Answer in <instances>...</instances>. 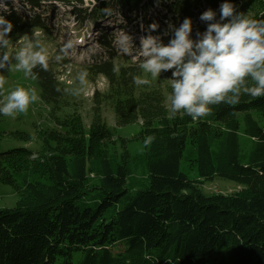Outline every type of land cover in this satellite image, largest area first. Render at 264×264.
<instances>
[{"label":"trees","instance_id":"1","mask_svg":"<svg viewBox=\"0 0 264 264\" xmlns=\"http://www.w3.org/2000/svg\"><path fill=\"white\" fill-rule=\"evenodd\" d=\"M0 2V15L13 25L7 41L28 28L51 36L48 4L65 8L77 31L84 20L99 23L118 14V23L82 25L83 34L98 33L97 52L87 63L77 61L90 77L107 81V94L94 93L93 110L107 98L117 126L139 120L134 139L156 137L144 147L142 174L135 176L137 156L127 149L113 156L106 150L115 128L96 117L86 129L77 110L64 112L69 99L53 62L48 60V70L37 64L31 75L53 125L36 130L35 147L0 149V183L12 185L19 196L15 207L0 208V264H264V97L242 95L235 106L210 105L214 114L199 120L183 113L173 118L160 88L139 91L134 83L144 60L140 52L130 60L105 27L158 36L167 44L188 17L196 40L209 23L224 22L222 3H232L234 14L264 20V0H94L90 16L84 0ZM208 9L214 20H201ZM153 22L155 30L149 27ZM133 42L132 53L140 48ZM6 48L0 41V53ZM9 133L31 139L23 131ZM242 135L249 139L247 151ZM187 142L195 151L196 179L180 166ZM216 178L241 187L205 192L201 185Z\"/></svg>","mask_w":264,"mask_h":264},{"label":"clouds","instance_id":"2","mask_svg":"<svg viewBox=\"0 0 264 264\" xmlns=\"http://www.w3.org/2000/svg\"><path fill=\"white\" fill-rule=\"evenodd\" d=\"M4 11L9 10L4 8ZM234 13L232 3H222L220 20L227 22L209 23L202 37L197 33L199 38L196 40L191 38L192 22L188 17L175 29L174 37L167 44L161 42L158 36L141 38L140 55L144 60L140 67L144 74L134 77V83L137 86L150 85L161 70H172L168 100L169 113L173 118L177 113H183L199 120L214 114L210 105L218 106L223 102L235 106L241 102L242 95L264 97V20ZM214 18L215 13L211 9L200 16L203 21H213ZM12 27V23L0 15V41L5 45L8 41L4 37ZM149 27L155 30L158 24L153 22ZM119 43L124 54L131 55L133 49L127 34L120 35ZM8 59L5 54L4 61ZM16 60V69L23 70L25 75L31 74L37 64L48 70V56L43 49H22L17 53ZM114 71L118 68L114 67ZM87 75L86 71L81 73L82 83ZM4 84L5 78L0 76V88ZM37 99L34 90L29 92L18 87L0 106V113L14 118L17 113L27 112L29 105ZM155 139L154 135H148L143 141L144 147H150Z\"/></svg>","mask_w":264,"mask_h":264},{"label":"rangeland","instance_id":"3","mask_svg":"<svg viewBox=\"0 0 264 264\" xmlns=\"http://www.w3.org/2000/svg\"><path fill=\"white\" fill-rule=\"evenodd\" d=\"M48 5L45 16L47 17V22L51 23L50 26L53 29L51 36L46 34L44 31L28 28L13 34L8 40L6 50L0 53V63L3 64V66L0 67V76L5 78V84L3 88H0V106H3L7 100V96L18 87H22L29 92L34 90L38 96V99L29 105L27 112L17 113L14 118L4 116L2 113H0V149L3 147L9 148L13 146L35 147L39 145V140L36 136V130L46 129L53 125L49 117V106L46 105L39 96L40 88L36 82V79L33 78L34 76L31 74L25 75L23 70L18 71L16 69V65L18 63L16 60V55L20 50L28 49L31 51H37L43 49L45 54L48 56V60L53 62L59 81L65 86L67 98L69 99V106L63 109L65 110L64 112L77 110L84 126H86V129L96 117L101 121H104L108 126L114 127L115 136L111 140L112 144L108 143L109 145H107L108 147L106 150L111 156H113L116 153L127 149L133 156H137V168L134 175L140 177L143 168L142 164L145 161L144 146L140 138L134 139L140 130V121L138 120L133 123L117 126L115 124L112 101L104 97H102V101H100V105H98L96 111L93 110L95 106L93 103L94 93H98V98H101V96L107 94L109 91L107 81L103 76H95L92 78L87 75L85 81L82 83L80 80V75L81 73L85 72V70L82 69L83 65H80L77 61L79 60V62L87 63V61L91 60V58H89L90 55L97 52V49L95 48L97 45L95 42L98 36L96 34L98 33L95 32L94 35L89 38V35L92 33H89V35L87 34V36L86 34H82V31H85L84 29H86L85 26L98 27V24L103 25L104 22H121L118 18L117 12H114L117 14L114 16V18L107 17L99 23H95L91 21V19L84 20L80 23V26L83 28L82 31H77V29L72 26L73 20L71 14L64 13L63 10L65 8L58 5L54 10L51 7H48ZM94 5V0H84L83 7L86 9V11H84L85 14L90 16V10L93 9ZM2 6L3 5H1L0 2V7ZM44 7H46V5ZM19 10L22 11L21 8H19ZM105 27L115 33L116 44L119 43L120 35L127 32L125 29L117 31L119 28L115 25H109ZM139 29L141 31L145 30L142 27H139ZM130 32L131 31L128 30L127 35L130 37L131 45H133V41L140 43L143 35H141L140 32L137 35L133 32L131 34ZM75 38L81 43L79 45L77 44V47L72 48L71 45L76 44V42L72 41ZM56 50L64 55L57 56ZM137 52H140V48L134 49V52L131 53V55H127V57L131 58L130 60H133L137 57ZM5 54H7L9 57L7 61H4ZM57 57H60V59H57ZM130 60L126 59L125 63L128 64ZM171 71L172 70H161L159 76L153 80L150 85H136L139 91L147 89L149 86L160 88L164 95V103L168 109V97L171 93L169 84V80L171 79ZM143 74V70H141L140 75ZM15 130L23 131L31 135L30 141L27 142L25 140L19 139L9 133ZM121 140H123V142L125 141L124 146ZM241 144V146L244 147V151L249 149V139L244 135L241 136ZM194 155V149L191 147L190 143L187 142L180 166L182 171L190 179L198 178L195 164L193 162L191 163V159L194 157ZM132 164L135 165L134 161ZM18 182L21 183L20 180H18ZM201 187L205 192H221L226 194L240 189L241 185L232 180L216 178L214 180L205 181ZM18 198V193L12 185L0 183V208L15 207Z\"/></svg>","mask_w":264,"mask_h":264}]
</instances>
